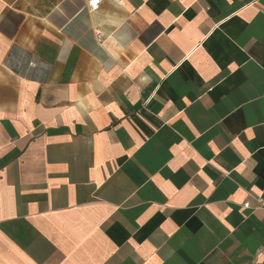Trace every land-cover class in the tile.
<instances>
[{
	"label": "crops",
	"instance_id": "1",
	"mask_svg": "<svg viewBox=\"0 0 264 264\" xmlns=\"http://www.w3.org/2000/svg\"><path fill=\"white\" fill-rule=\"evenodd\" d=\"M88 2L0 0V264H264V0Z\"/></svg>",
	"mask_w": 264,
	"mask_h": 264
},
{
	"label": "built area",
	"instance_id": "2",
	"mask_svg": "<svg viewBox=\"0 0 264 264\" xmlns=\"http://www.w3.org/2000/svg\"><path fill=\"white\" fill-rule=\"evenodd\" d=\"M102 0H89L88 7L91 11H96L101 3ZM99 39L102 37V34L98 32ZM254 198L257 200L258 205L256 208L258 209H264V199L262 196H254ZM246 207H250L251 204L249 201H246L244 204Z\"/></svg>",
	"mask_w": 264,
	"mask_h": 264
}]
</instances>
